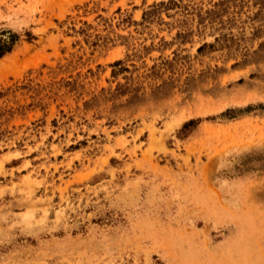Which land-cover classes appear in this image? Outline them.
<instances>
[{"label":"rangeland","instance_id":"1","mask_svg":"<svg viewBox=\"0 0 264 264\" xmlns=\"http://www.w3.org/2000/svg\"><path fill=\"white\" fill-rule=\"evenodd\" d=\"M0 264H264V0H0Z\"/></svg>","mask_w":264,"mask_h":264},{"label":"trees","instance_id":"2","mask_svg":"<svg viewBox=\"0 0 264 264\" xmlns=\"http://www.w3.org/2000/svg\"><path fill=\"white\" fill-rule=\"evenodd\" d=\"M12 49H13V37L10 40L0 37V56H3Z\"/></svg>","mask_w":264,"mask_h":264}]
</instances>
